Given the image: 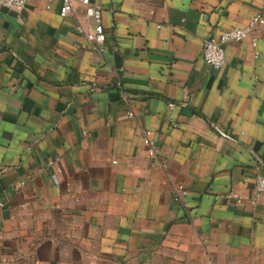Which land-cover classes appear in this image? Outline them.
Returning <instances> with one entry per match:
<instances>
[{
  "label": "crops",
  "instance_id": "1",
  "mask_svg": "<svg viewBox=\"0 0 264 264\" xmlns=\"http://www.w3.org/2000/svg\"><path fill=\"white\" fill-rule=\"evenodd\" d=\"M93 2L101 54L79 4L0 7V264H264V29L203 58L264 0Z\"/></svg>",
  "mask_w": 264,
  "mask_h": 264
},
{
  "label": "built area",
  "instance_id": "2",
  "mask_svg": "<svg viewBox=\"0 0 264 264\" xmlns=\"http://www.w3.org/2000/svg\"><path fill=\"white\" fill-rule=\"evenodd\" d=\"M32 0H0V7L7 9H24ZM45 5L46 9L49 10L52 4L56 0H41ZM61 5L59 9V14L62 18H65L72 14L76 6L79 4L83 7L85 15L94 21V29L85 34L86 41L90 48L97 53L105 52V44L107 35L103 26L102 15L103 9L100 4L94 3L93 0H59ZM82 31L81 27L78 28ZM264 29V8L258 11L254 17L248 22L247 25L241 27H235L230 30L223 32L219 37L210 38L206 41L203 58L205 63L215 69L220 70L226 64V55L224 46L230 42H242L249 37L255 35L259 30ZM253 46H257V39L253 40ZM264 56V53L262 54ZM260 53H256V57H259ZM131 117L134 114H130ZM143 142L147 148L148 156L154 161L157 166H162L159 160V153L157 143L154 134L150 130L143 132ZM55 164L54 161H49L47 163L48 167H52ZM43 170L40 169L39 172ZM19 187H24L25 182L18 185ZM175 200L181 201L187 194L188 191L183 187L179 186L175 192ZM224 198H233L237 200V203H242L244 197H239L232 192L227 193L223 196ZM222 196H216L215 200L223 198ZM264 197V176H257L254 181L253 194L249 198L250 203L256 206L261 199Z\"/></svg>",
  "mask_w": 264,
  "mask_h": 264
}]
</instances>
